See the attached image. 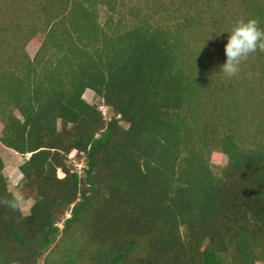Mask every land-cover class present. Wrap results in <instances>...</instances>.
<instances>
[{"label":"trees","instance_id":"trees-1","mask_svg":"<svg viewBox=\"0 0 264 264\" xmlns=\"http://www.w3.org/2000/svg\"><path fill=\"white\" fill-rule=\"evenodd\" d=\"M152 1L0 0V264H264V52L228 77L207 34L264 0Z\"/></svg>","mask_w":264,"mask_h":264},{"label":"rangeland","instance_id":"rangeland-1","mask_svg":"<svg viewBox=\"0 0 264 264\" xmlns=\"http://www.w3.org/2000/svg\"><path fill=\"white\" fill-rule=\"evenodd\" d=\"M149 1V0H147ZM146 0H141V4L144 5L146 8L147 3ZM171 0H168L167 3L169 2L170 4ZM156 1L153 0L152 3L150 2V5L154 6V3ZM130 3V2H129ZM236 5H233L231 9H228V11L232 12L233 10L236 11L235 9ZM194 14V13H193ZM106 20V13H102V22ZM210 35V38L208 39L209 41V50L214 51V54H216V51L218 50H224L225 51V46L222 47L219 43V39L212 38L211 33H207ZM211 39V40H210ZM44 37L42 35L37 36L33 41L29 42L28 45L26 46V50L30 57L34 59L40 49V44L43 42ZM222 48V49H220ZM223 51V52H224ZM207 53V52H206ZM214 54H207V57H209L208 62H215ZM206 57V58H207ZM214 64L215 63H211ZM213 65V66H214ZM245 68L246 65L243 64ZM213 66L210 68V73L212 75H216V70L213 68ZM216 73V74H215ZM85 100L89 102L92 105H96L99 107L100 111L103 113V115L107 118V120H110L113 118L114 114L111 113V110L105 106V104L95 95L94 92L92 91H87L84 96ZM2 131H3V126L0 124V138L2 137ZM0 151L2 154V158L5 162V175L9 179V184H10V190L19 198L22 200V191H21V182L23 179V175L20 172V167L21 165L25 162V159L17 154L16 152L12 150H7L2 147H0ZM70 164L73 165L78 171H81L84 168V163L82 160L79 159L77 152H74L70 158H69ZM211 164L212 168L215 172L220 173V171L228 164V158L220 153V152H214L211 156ZM60 178H64L65 175L59 171L58 173ZM34 202L29 201V202H24L22 203V209L25 214H28L31 207L33 206Z\"/></svg>","mask_w":264,"mask_h":264},{"label":"clouds","instance_id":"clouds-1","mask_svg":"<svg viewBox=\"0 0 264 264\" xmlns=\"http://www.w3.org/2000/svg\"><path fill=\"white\" fill-rule=\"evenodd\" d=\"M224 33L228 34L225 45L226 63L221 66L220 72L228 77H236L250 54L264 52V29L257 20L248 19L238 21L230 32ZM224 33L215 34L211 39H218Z\"/></svg>","mask_w":264,"mask_h":264}]
</instances>
